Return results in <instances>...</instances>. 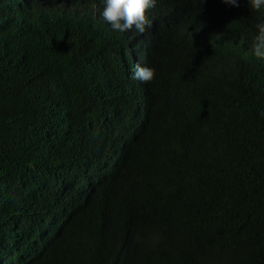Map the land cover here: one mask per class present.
Returning a JSON list of instances; mask_svg holds the SVG:
<instances>
[{
	"label": "trees",
	"instance_id": "obj_1",
	"mask_svg": "<svg viewBox=\"0 0 264 264\" xmlns=\"http://www.w3.org/2000/svg\"><path fill=\"white\" fill-rule=\"evenodd\" d=\"M186 1L181 21L253 32L240 0ZM60 2L0 6V264H264V70L178 33L193 62L168 36L135 83L88 1Z\"/></svg>",
	"mask_w": 264,
	"mask_h": 264
},
{
	"label": "clouds",
	"instance_id": "obj_2",
	"mask_svg": "<svg viewBox=\"0 0 264 264\" xmlns=\"http://www.w3.org/2000/svg\"><path fill=\"white\" fill-rule=\"evenodd\" d=\"M42 0H0L2 9L9 13L24 12L26 10L40 9ZM86 1V0H85ZM85 3L75 7L82 11L76 13L81 18H87L100 30V37L103 44L119 46L125 49L128 61L121 59L124 66L128 64L127 76L135 83H148L155 77V69L147 66L149 50H153L157 45L167 42V37L171 36L177 46L182 62L190 64L191 58L184 53V44L176 37L178 33H185V36L192 40L196 34L205 35L201 45L210 50L231 52L238 58L256 68V71L264 70V0H240L246 10L255 14L253 22V32L248 36L230 33L223 28L201 27L200 23L181 21L177 17V9H187L186 0H87ZM204 3L205 0H202ZM221 2L239 7V0H221ZM51 5L56 10V20L66 14L68 9L65 3L60 0H50ZM155 9L170 10L177 20L168 21L157 14ZM162 29L165 33L157 35V31ZM167 29V35L166 30ZM206 31V34H205ZM153 34L154 40L148 45L144 42V34ZM166 35V36H165ZM143 41V42H141ZM196 47V45H194ZM123 47V48H122ZM208 50V49H207ZM124 51V50H123ZM130 60V61H129ZM264 115V112L261 113ZM168 231L177 227L175 220L168 222ZM166 230V226H165ZM158 231L153 227L149 233V241H157Z\"/></svg>",
	"mask_w": 264,
	"mask_h": 264
},
{
	"label": "bare ground",
	"instance_id": "obj_3",
	"mask_svg": "<svg viewBox=\"0 0 264 264\" xmlns=\"http://www.w3.org/2000/svg\"><path fill=\"white\" fill-rule=\"evenodd\" d=\"M141 129H142V128H141ZM137 130H139V132H140V129L137 128ZM135 131H136V130H135ZM133 133H134V132H133ZM134 134H135V133H134ZM136 134H137V131H136ZM142 134H143V133H142Z\"/></svg>",
	"mask_w": 264,
	"mask_h": 264
}]
</instances>
